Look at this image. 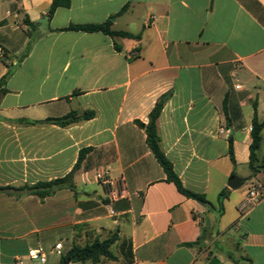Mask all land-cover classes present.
<instances>
[{
  "label": "crops",
  "instance_id": "0c3cea01",
  "mask_svg": "<svg viewBox=\"0 0 264 264\" xmlns=\"http://www.w3.org/2000/svg\"><path fill=\"white\" fill-rule=\"evenodd\" d=\"M52 2L0 0V82L10 73L0 84V187L63 178L91 151L76 195L0 193V264L53 249L51 232L62 228L53 216L62 214L68 250L117 236L128 264H264V198L245 207L250 190L264 191V170L251 178L249 168L255 112L264 118V0H71L48 20ZM107 21L140 39L65 30ZM169 92L158 119L163 151L183 187L213 208L181 194L148 147L144 127ZM73 111L95 117L28 123ZM263 151L264 129L259 163ZM103 170L116 198L97 180ZM236 175L250 178L247 190L228 188Z\"/></svg>",
  "mask_w": 264,
  "mask_h": 264
},
{
  "label": "trees",
  "instance_id": "16d2710c",
  "mask_svg": "<svg viewBox=\"0 0 264 264\" xmlns=\"http://www.w3.org/2000/svg\"><path fill=\"white\" fill-rule=\"evenodd\" d=\"M70 4H71V0H53L50 6V9L47 13L48 20H50L53 17L55 11L58 8H61V7L68 8L70 7ZM126 8L127 7H125L123 11H125ZM24 23L31 29H34L36 27V23L31 22L28 17L24 19ZM111 27H112L111 21H107L106 23H103V24L71 25L65 30L83 31L87 33L102 32L111 37L140 39V35H133V34L121 32V31H113ZM117 49L119 48L117 47ZM9 76H10V73L1 80L0 84L5 83ZM171 95L172 94L170 92L163 95L157 101L155 107L153 108L152 112L149 115V122L144 127L146 131L148 147L151 150V152L154 154L158 163L164 169L165 173L167 174V180L173 183L181 194H183L185 197L189 199L196 200L199 203L208 206L209 208H213L212 204L206 199L205 196L191 192L183 187L180 179L178 178V176L175 174L173 170V166L171 162L167 159L163 151V148L161 145V137L159 135V129H158V119L165 107V104L167 103ZM94 117H95V112H92V111L85 112L82 115H80L76 111H73L70 114L64 117H61V118H49L42 122L34 121V122H28V123L32 125H35L38 123H48V124L56 125V126L63 128L69 125L79 123L84 120L92 119ZM263 129H264V118L262 121H260L255 112V115L252 121V130H251L252 143L250 145V157H249V168L252 172L251 178L256 177V175L260 173V168L264 169V162L259 163V158H258V151L262 143ZM90 151L91 149L81 150L78 161L76 165L74 166L73 170L63 178L55 179L50 182H38L34 185H25L18 189L13 188V187H0V193L6 192L8 190H18L27 195L37 197L41 202H44L46 198L53 196L57 191H60L63 189H68L72 191L74 195H76V186L74 184V176L81 169L82 163L85 160L86 155L89 154ZM229 154H230L232 162L234 163L235 161H234L233 146H232L231 139H230ZM229 193H230V190L226 188L222 190L219 195V209L221 212L224 210V202L226 199H228ZM117 239H118L117 236H113L104 241H100L96 239L92 243L86 244L85 246H80L74 243L69 248V250L61 257L60 264H63V262H65L66 260H71L72 261L71 264H76V263L84 264L87 262H92L93 264H97L100 262L102 258L113 260L115 259V256L111 248L113 247ZM199 244H200V241H197L195 243L188 244V246L194 247ZM209 264H221V263L216 259H211Z\"/></svg>",
  "mask_w": 264,
  "mask_h": 264
},
{
  "label": "built area",
  "instance_id": "2783aa9c",
  "mask_svg": "<svg viewBox=\"0 0 264 264\" xmlns=\"http://www.w3.org/2000/svg\"><path fill=\"white\" fill-rule=\"evenodd\" d=\"M236 88L239 89L240 86H236ZM221 133H223V130H221ZM97 180H99L103 184V186H105L107 190H109V193L113 198H116L118 196L117 190L113 188V183L111 182L107 171L103 170L99 172L97 174ZM263 198L264 191L261 188L252 189L248 192V198L245 202V207L256 205ZM52 253L61 258L64 255V248L62 243H57L53 247ZM28 258L31 262L38 261L40 264H46L48 261L45 249L41 246L29 250Z\"/></svg>",
  "mask_w": 264,
  "mask_h": 264
},
{
  "label": "rangeland",
  "instance_id": "374dc122",
  "mask_svg": "<svg viewBox=\"0 0 264 264\" xmlns=\"http://www.w3.org/2000/svg\"><path fill=\"white\" fill-rule=\"evenodd\" d=\"M24 51H25V47H23L21 53L24 52ZM263 153H264V151L262 152L261 155H263ZM250 185H251L250 182H246L244 184V186H243V191L247 190L250 187ZM58 201H59V197L56 198V199H54L52 201V203H53L52 204L53 209H54L55 203L58 202ZM61 202L63 203V198L61 199ZM62 213H63V211H62ZM70 217L72 219H75V217H76L74 207H73V209H71V215H69V218ZM53 218H54L53 219V222H52L53 225H55L56 222L60 220L61 221L62 228H61L60 232L57 231V230L51 232V234L53 236L52 239H53V241L56 238L60 239L59 240V243H62L63 248H64V252L66 253L67 250H68V247L70 246V244H68L67 242L63 241V214L62 215H58V216H53ZM229 219H227V221H229ZM42 236L44 237V239H46V233H43ZM50 240H51V238H50ZM111 250H112V252H113V254L115 256V259L110 260V259L102 258L100 260V262L97 263V264H128V261L126 260V258H124L123 254H122V249L121 248L112 247ZM51 251H52V248H50V245H48V248L45 249V252H46V254H47V256H48V258L50 260V264H58V262L60 264L61 258L58 257L57 255H55L54 253H51ZM28 263H31V262L30 261H24V264H28ZM33 264H40V263L38 261H35V262H33ZM85 264H93V263L92 262H87Z\"/></svg>",
  "mask_w": 264,
  "mask_h": 264
},
{
  "label": "water",
  "instance_id": "95a60500",
  "mask_svg": "<svg viewBox=\"0 0 264 264\" xmlns=\"http://www.w3.org/2000/svg\"><path fill=\"white\" fill-rule=\"evenodd\" d=\"M260 170H264V169L260 168ZM249 180H250V178H242V177H238V176H232L229 179L227 186L231 190H237V189L241 188ZM71 263H72L71 260H66L65 262H63V264H71Z\"/></svg>",
  "mask_w": 264,
  "mask_h": 264
}]
</instances>
